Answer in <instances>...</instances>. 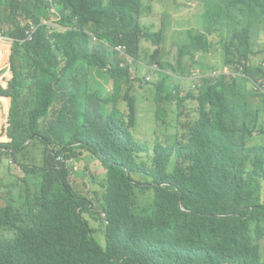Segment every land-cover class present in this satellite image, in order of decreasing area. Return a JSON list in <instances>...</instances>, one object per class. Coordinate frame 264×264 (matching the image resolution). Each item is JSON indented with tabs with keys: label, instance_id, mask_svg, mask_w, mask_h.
I'll return each mask as SVG.
<instances>
[{
	"label": "clouds",
	"instance_id": "1",
	"mask_svg": "<svg viewBox=\"0 0 264 264\" xmlns=\"http://www.w3.org/2000/svg\"><path fill=\"white\" fill-rule=\"evenodd\" d=\"M183 1L141 0L124 25V0H0L2 264H73L91 248L108 255L116 251L110 260L117 264L129 257L158 264L150 235L131 239L133 225L112 226L119 204L102 162L118 156L103 147L110 137L114 143L128 138L120 160L126 181L134 185L129 191L148 197L168 196L177 188L174 163L163 164L167 150L157 147L166 148L183 134L192 139L181 143L194 140L224 152L252 133L250 146L264 149L261 10L255 9L259 18L251 22L249 4L243 2L245 17L232 20L229 6L239 0H186L192 1L188 8ZM175 6L183 9L181 16ZM186 18L196 31L188 42ZM24 46L32 47V53L24 55ZM67 52L85 59L86 77L78 75ZM41 59V68L26 65ZM28 70L40 71L38 93L36 87L29 89ZM21 79L26 80L18 89L16 80ZM207 96L225 101L229 116L218 115L219 122L237 128L245 124L249 132L214 133L212 142L193 138L194 127L196 133L205 119L208 126L214 122ZM37 100L44 112L37 110ZM34 110L39 130L25 135L28 119L21 122V113ZM148 123L153 125L151 138L141 140L135 130ZM90 166L94 183L101 182L100 190L89 195L84 177ZM179 208L192 213L182 200ZM31 210L35 216L24 220L21 214ZM254 211L249 205L226 206L215 215L219 226L214 231L194 230L195 235L253 261L240 244L251 240L264 264V223ZM129 212V220L142 221L135 210Z\"/></svg>",
	"mask_w": 264,
	"mask_h": 264
},
{
	"label": "trees",
	"instance_id": "2",
	"mask_svg": "<svg viewBox=\"0 0 264 264\" xmlns=\"http://www.w3.org/2000/svg\"><path fill=\"white\" fill-rule=\"evenodd\" d=\"M61 3L64 0H59ZM141 0H124L125 14L122 15L120 23L127 25L132 18V10L140 5ZM247 2L248 9L252 13L251 22H255L259 16L255 9H260L264 16V0H239L234 6H229L232 20H237L243 15L241 4ZM264 23V19L262 20ZM23 54L32 53V47L24 46ZM73 60V67L77 69L78 75L86 77L88 74L85 59L75 52H67ZM43 59L26 64L27 67H42ZM32 83L29 89L36 87L37 93L41 91L40 71L28 70ZM28 76L26 79L30 78ZM16 80L15 87L20 89L21 81ZM17 89V90H18ZM11 90L9 91V93ZM212 107L211 113L214 122L208 126V119L201 130L193 132V138L200 135L202 140L212 142L214 133L239 132L247 133L249 129L244 124L243 128L236 125L229 126L223 121H218L221 117L229 116V111L225 107L222 98L207 96ZM37 110L43 111L42 102L37 100ZM36 110L34 112H22L21 122L28 119L23 126L26 128L25 135H31L39 130L36 120ZM218 112V114H216ZM258 123L261 119H253ZM203 122V123H204ZM237 124V122L235 123ZM252 133L244 135L243 143L232 151L222 152L216 147L207 144H199L194 140L188 143H181L183 139L189 138L183 134L171 142L168 147L159 145L157 149L167 150L163 164L174 163L177 173V188L168 195L142 196L133 195L129 190L134 186L130 181H126L125 172L121 165L120 158L128 149L129 141L125 137L114 143L110 137L103 147L108 146L113 149L116 157L102 159L107 168L111 188L116 193L119 204L114 213L112 226L120 229L125 225L130 227L131 239L136 236L150 235L152 243L151 251L158 264H259L261 254L259 248L251 240H242L240 244L247 250L253 261L243 259L235 253H228L214 246L215 240L210 237L199 239L194 230L202 233H210L219 226V219L215 216L224 207L230 205L253 206L254 215L261 218L264 223V149L250 146L253 141L249 137ZM59 138H56L58 141ZM260 140L264 144V133L260 134ZM162 156V155H161ZM64 182L67 184L66 177ZM132 194V195H131ZM142 198H140V197ZM182 200L185 209L192 213L182 212L179 208V201ZM129 208L135 210L136 216L142 220L128 219ZM134 213V214H135ZM24 220L29 221L35 216L33 210L21 214ZM141 226H144L143 229ZM159 243V246L156 245ZM116 254L112 251L109 255L103 251L90 249L87 257H76L73 264H117L110 260ZM163 259V262L160 260ZM0 264H2L0 262ZM120 264H143L139 258L129 257L127 261L123 259Z\"/></svg>",
	"mask_w": 264,
	"mask_h": 264
},
{
	"label": "rangeland",
	"instance_id": "3",
	"mask_svg": "<svg viewBox=\"0 0 264 264\" xmlns=\"http://www.w3.org/2000/svg\"><path fill=\"white\" fill-rule=\"evenodd\" d=\"M183 2L184 3H182L181 5H184L186 8L189 7L188 3H190V5L192 4V1L184 0ZM184 6L182 8H184ZM175 8L178 11V16H181L182 13H183V9H180V7H178V6H175ZM184 24L189 26V29L188 28L184 29L187 32V35H186V38H185L186 39L185 42L192 41L193 40L192 35H196V31H195V29L193 27L192 20L188 21V18H186V19H184ZM190 29L192 30V32L190 31ZM15 96H17V93H15ZM152 133H153V125H152V123H148V124H144V125H138L136 130H135L136 136H138V138L141 139V140L150 139ZM27 178L29 180H31V182L28 185L30 186L29 187L30 194H32L33 189H34V186L32 185V177L30 175H28ZM84 180L89 185L88 187L85 188V192L88 191L89 195L91 194L92 191L100 190V182L101 181H99L98 184L94 183L92 166H90L88 171H86ZM75 186H77V189L81 188L80 184H74V187Z\"/></svg>",
	"mask_w": 264,
	"mask_h": 264
}]
</instances>
